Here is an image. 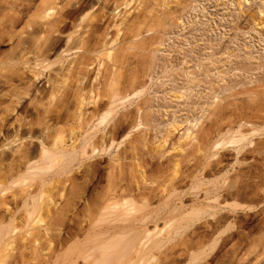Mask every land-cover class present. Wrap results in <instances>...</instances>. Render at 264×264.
<instances>
[{"label":"bare ground","instance_id":"6f19581e","mask_svg":"<svg viewBox=\"0 0 264 264\" xmlns=\"http://www.w3.org/2000/svg\"><path fill=\"white\" fill-rule=\"evenodd\" d=\"M180 1L0 0V264H196L243 213L264 246V81L208 75L264 64H156Z\"/></svg>","mask_w":264,"mask_h":264},{"label":"rangeland","instance_id":"374dc122","mask_svg":"<svg viewBox=\"0 0 264 264\" xmlns=\"http://www.w3.org/2000/svg\"><path fill=\"white\" fill-rule=\"evenodd\" d=\"M239 1L242 2L243 0H201L200 3H197L196 0H186V3H183L184 0H181L180 2L183 3V5L191 2L193 9H189V7H187L184 11L185 15H183L181 22L185 23V29L181 31L180 26H175L169 30L170 33L166 37L163 49L164 51L157 53L156 64H160L164 59H169L175 61V63L178 64L179 69H181L183 66H188L190 67L189 72L193 70L198 71V68L193 67L194 63L198 59H204L205 55L207 56V54L208 56L210 54L211 57H216V59H218V57L222 55L223 52L227 51H234L239 56V58H241L239 59V64L243 67L256 69V64H258V66L262 63L264 64V35L262 32L256 31V29L254 30L251 24L252 20L256 17L259 8L263 10V13L260 17H264V5H262V2L264 0H248L245 4H242L240 6V11H238L237 3ZM193 29L196 31L194 32V35L197 39L200 38V34L204 30V37L201 42L198 41L196 43L194 42L195 40L191 38L189 32ZM28 30L30 31V29ZM184 36L186 38H184ZM181 41L187 42V45H184V47L181 46ZM6 45L7 44L5 43L3 45L0 44V50L2 51L1 53L6 52ZM210 45L213 46L212 49L204 50L205 47H209ZM179 48H184L185 51L179 50ZM184 57H187V60H185ZM255 58H257V60H254ZM231 61H235V59L232 57ZM220 65L221 62L218 63V66ZM221 69L225 71L226 66L222 67ZM155 73H158L157 66L154 71V74ZM208 75L213 82H217L219 80L220 86H224L226 85V82L234 79L233 76H239L240 78L250 77L252 80H255L258 77L264 81V68L261 67L257 71L253 72H245V70H231L227 75H217L216 72L213 71ZM197 78L203 79V76L198 74ZM208 80L209 78H206V81ZM154 83L159 84V81ZM153 87L155 88V85ZM40 89H43V87H41ZM197 91H203V89L196 88L192 95H196ZM206 92L207 91H204V93ZM222 95L223 94H220L219 96ZM158 97L161 98V93H158L155 96L153 95V98L155 100ZM28 109L30 110H27L28 115H34L33 109L30 107H28ZM174 110H179V107L175 105ZM27 140L25 141L27 142ZM243 215L240 214L238 216V221H243L244 219L246 220L249 217L248 222H250L251 224L248 226V229L239 231V237H237V235L235 238L233 237L235 242L231 238V240L228 239V241L224 242V244L226 243L225 245L222 242H218L219 244H217L216 248L207 256L208 259L206 257L204 258L205 260L203 259L201 262H198L196 264H264V248L262 250V247L264 246H255L254 248L253 246H251L248 248L252 240L250 239L251 237L247 235L249 234V230H253V228H249H251L252 226H254V229L258 228L257 217L244 213ZM255 226H257V228H255ZM239 243L249 250L247 254L238 262L237 260H235L236 254L234 255V251L237 246H240ZM176 244L177 246H180L178 245V242ZM186 244H188L190 248L192 246L193 250L198 249L204 245L195 243V241L189 243L187 242ZM228 247L231 248L229 249ZM182 248L183 246L181 244V246L177 249ZM241 248L239 247L237 249ZM177 249H175V251H177ZM231 249L234 253L231 251ZM236 251L239 252V250ZM183 257L181 256V258Z\"/></svg>","mask_w":264,"mask_h":264}]
</instances>
